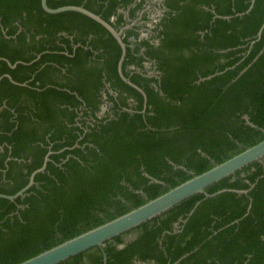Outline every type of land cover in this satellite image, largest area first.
<instances>
[{"label":"trees","instance_id":"1","mask_svg":"<svg viewBox=\"0 0 264 264\" xmlns=\"http://www.w3.org/2000/svg\"><path fill=\"white\" fill-rule=\"evenodd\" d=\"M144 2L47 0L53 8L82 5L117 30L127 22L119 9L134 19ZM164 5L153 28L158 46L138 39L140 24L123 36L121 71L135 87L120 75V44L96 20L48 13L41 0H0V57L22 61L10 68L0 59V76L25 83L0 81V193L21 190L51 151L22 196L0 197V264L20 263L122 215L264 139V30L257 36L264 0ZM60 31L73 39L58 43ZM103 78L120 99L99 117ZM223 188L248 192L183 200L106 242V264H264L263 163L206 190ZM58 264H103L102 250Z\"/></svg>","mask_w":264,"mask_h":264},{"label":"water","instance_id":"2","mask_svg":"<svg viewBox=\"0 0 264 264\" xmlns=\"http://www.w3.org/2000/svg\"><path fill=\"white\" fill-rule=\"evenodd\" d=\"M41 6L48 13H59L64 11L80 12L102 24L115 37L122 48V56L119 60L120 75L127 83L135 86L132 82H130L128 78H126L122 74L121 71V65L126 54V44L123 42L121 37L122 31L116 30L109 22L101 18L100 15L85 8L82 5H64L53 8L47 4V0H41ZM237 15H243V13H237ZM223 18L230 19L231 16H224ZM263 30L264 20L260 30L257 33L258 37L261 36ZM8 64L13 67L11 63L8 62ZM4 76H7L13 83L20 84L14 81L9 74H5ZM2 77L3 76L0 77V80ZM208 78H210V76L207 78H201V80ZM244 118L247 119L248 123L253 125L248 120L247 116H244ZM50 153L51 151L48 152L45 156L42 166L32 172L29 178V182L21 190L12 195L0 193V197L13 200L18 196H22L25 191L33 184L34 176L36 175V173L43 171L46 168ZM254 161L263 163L264 168V139L252 146L245 148L241 152L231 156L223 162L215 164L208 170L200 174L193 175L191 178L185 180L184 182L171 187L166 192L158 195L153 199L147 200L145 203L127 211L126 213L119 215L96 227H93L85 232H82L70 239H67L17 264H58L72 256H75L94 247H99L102 250L103 264H106L107 254L103 248L106 242H109V244L111 245L114 244V238L116 236L123 234L131 230L132 228H135L138 225L161 215L183 200L198 193L204 194L205 197H212L223 191H235L238 193L247 192L246 190L223 188L214 193H209L206 189L213 183L234 174L236 171L241 170Z\"/></svg>","mask_w":264,"mask_h":264},{"label":"flooded vegetation","instance_id":"3","mask_svg":"<svg viewBox=\"0 0 264 264\" xmlns=\"http://www.w3.org/2000/svg\"><path fill=\"white\" fill-rule=\"evenodd\" d=\"M182 3V2H181ZM156 4H148V0H145V2L142 4V6H141V8L140 9H138L137 11H136V17L134 18V19H131V18H129L128 16H127V10H122V9H119V12H123L124 13V17H125V19L127 20V22L126 23H124L123 25H121L120 26V28L118 29V31H122V34H121V37H122V40H123V36L126 34V30H128V29H131V28H133V25H136V24H140L141 26L139 27V28H136L135 30L136 31H138L139 32V36H138V39L139 40H142V39H144V37H142L141 36V33H142V31L143 30H147L146 28L148 27L149 28V35H148V37H146L145 39H148L149 41H150V43H152L153 45H155V46H158V43H159V39L156 37V32H154L153 31V29L151 28V26L148 24L149 22H150V20H151V16H150V12H155L157 9H161L162 10V12H161V15H160V20L163 18V16L165 15V12L167 11V8L165 7V5H164V0H162V2H160V4H158L157 3V6H155ZM202 7H205V8H207L206 7V5H202ZM144 15H147V20H145V21H143V16ZM112 20L114 21L115 20V16H113L112 17ZM159 20V21H160ZM158 21V22H159ZM157 22V23H158ZM157 23H156V25L154 26V27H156L157 26ZM153 27V28H154ZM23 28L22 27H19V29H18V31H17V33H19L21 30H22ZM116 29V28H115ZM117 30V29H116ZM200 33H201V35L203 36L204 35V32H201L200 31ZM74 34V33H73ZM27 38H29V33L27 34ZM57 36H58V38H57V42L59 43V41H60V37H62V36H66V37H69L70 39H73V37H74V35H72V34H69V33H66L65 31H60V32H57ZM150 36V37H149ZM7 37H9V36H7ZM12 37L13 38H15L16 37V35H12ZM40 37V35H37L36 36V38L38 39ZM114 37V36H113ZM115 38V37H114ZM91 39H92V34H89V35H87V36H85L84 37V40H85V43H86V45L87 46H85V48L86 49H90L91 47H90V41H91ZM128 40H129V45L131 46V41H134L135 40V38H134V36H129L128 37ZM79 44H75L74 45V48L75 47H77ZM94 52H96V51H94ZM66 54H68L67 52H66ZM40 57V54H38V56H37V58L35 59V60H37L38 58ZM93 57V56H92ZM0 59L1 60H5L7 63L9 62V63H11L7 58H5V57H0ZM20 62H22V61H20V60H17L16 62H14V63H11L12 65H13V67L12 66H10L9 64V66H10V68H15L16 67V65L18 64V63H20ZM147 64H149L150 65V67H151V65H152V63L150 62V61H148V62H145V65H146V67H148L147 66ZM133 68L134 67V65L133 66H129V68ZM155 67V66H154ZM153 67V68H154ZM135 68V67H134ZM64 71V70H63ZM149 73H150V75H156V70H149ZM5 74H8V73H5ZM5 74H3V75H1V76H3V77H7V76H4ZM10 75V74H9ZM0 76V77H1ZM11 76V75H10ZM2 77V78H3ZM1 78V79H2ZM8 78V77H7ZM12 78V77H11ZM58 78H60V77H58ZM1 81V80H0ZM15 81V80H14ZM103 86L101 87V89H100V91H99V98L101 99V103H100V106H99V110L101 111V110H103V106H105L106 108H105V112L103 113V114H101L100 113V111H98L97 112V115L99 116V117H102L105 113H107L108 111H110V107H113L114 105H115V102H119V99H120V92H119V90H114L112 87H111V84L108 82V81H106V79L105 78H103ZM12 82V81H11ZM17 82V81H16ZM19 83V82H18ZM21 85H24L25 83H20ZM110 95H112V99L110 98ZM124 95H126V94H124ZM131 97H128L127 96V103L129 104V105H131ZM123 109H127V110H129L128 108H123ZM129 111H131V110H129ZM79 113V116H78V119L80 118V116H82V113H83V111L82 112H78ZM243 176H244V173H241ZM247 192H248V190H246ZM124 234V233H123ZM133 238V237H132ZM131 238V239H132ZM126 240V239H125ZM122 245L123 244H119L118 245V247H122ZM133 264H154V262L153 261H148V262H146V261H142V260H138V259H135L134 261H133Z\"/></svg>","mask_w":264,"mask_h":264},{"label":"rangeland","instance_id":"4","mask_svg":"<svg viewBox=\"0 0 264 264\" xmlns=\"http://www.w3.org/2000/svg\"><path fill=\"white\" fill-rule=\"evenodd\" d=\"M160 2H162V0H148L149 5L150 4H156L155 6H157V3L160 4ZM161 12H162V10L160 8L157 9L155 12H150L151 20L148 24L151 26L152 29L156 25V23L160 20ZM146 29L147 30H143L141 33V36L144 38L148 37V35H149V31H148L149 28L147 27ZM147 66H148L147 68H150L149 64H147ZM103 107H104L103 110L100 111L101 114H103L106 111L105 110L106 107L105 106H103ZM125 235H126L125 236L126 240H130L132 237H134L135 233H132V234L129 233V234H125Z\"/></svg>","mask_w":264,"mask_h":264}]
</instances>
